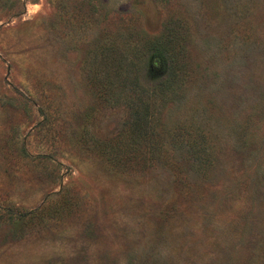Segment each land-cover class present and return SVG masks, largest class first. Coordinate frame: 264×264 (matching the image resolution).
<instances>
[{"label": "rangeland", "instance_id": "1", "mask_svg": "<svg viewBox=\"0 0 264 264\" xmlns=\"http://www.w3.org/2000/svg\"><path fill=\"white\" fill-rule=\"evenodd\" d=\"M0 264H264V0H0Z\"/></svg>", "mask_w": 264, "mask_h": 264}, {"label": "trees", "instance_id": "2", "mask_svg": "<svg viewBox=\"0 0 264 264\" xmlns=\"http://www.w3.org/2000/svg\"><path fill=\"white\" fill-rule=\"evenodd\" d=\"M178 39L175 36H167L166 37H162V38H149L146 39V50L153 56V58H157L160 59L163 63V65H165L166 67L168 66V69H172L173 70V77L171 79L168 80V84H166L165 89H169V87L173 84L175 86H177L178 81L180 80L179 78V74H181L184 71V66L181 64H179L177 57L181 56L184 54V47L183 46H177L179 45L175 42ZM118 48L117 46H107L106 49V58H107V63H112L114 60H117L116 57H114L116 54L114 53V51H116ZM114 59V60H113ZM126 59V58H125ZM125 59H123L122 61H119L118 63H114L115 66H117L119 69L123 70V62L126 61ZM123 74H127L126 72H122L120 73V75ZM131 75V74H129ZM119 77V76H118ZM122 84V88L127 91V87L133 85L134 88L131 90V92H129L127 95H129V97L135 99L137 97H139V93H138V89L137 86H135L134 80L133 83L129 82V81H124V82H120ZM139 100L141 101V99L139 98ZM129 102V100H126ZM127 102V103H128ZM140 104L137 101H133L132 103V107L131 110L134 111L133 117L134 120L133 122H131L130 124V129H128L129 132H131L136 138H143L144 136L142 134H144L145 131H147V119L143 118L140 114ZM128 125V124H127Z\"/></svg>", "mask_w": 264, "mask_h": 264}]
</instances>
